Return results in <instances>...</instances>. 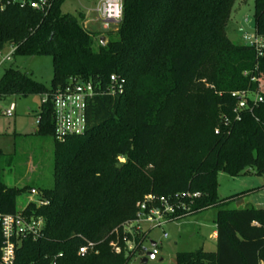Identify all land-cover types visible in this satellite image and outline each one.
Listing matches in <instances>:
<instances>
[{"label":"trees","instance_id":"obj_1","mask_svg":"<svg viewBox=\"0 0 264 264\" xmlns=\"http://www.w3.org/2000/svg\"><path fill=\"white\" fill-rule=\"evenodd\" d=\"M51 1L44 13L19 3L0 8V52L12 45V56L50 55L53 64L48 87L6 68L0 98L52 93L70 77L105 91L117 74L125 85L121 94L90 98L87 131L62 142L51 103H41L31 135L52 138V186H8L1 161L11 166V157L0 148V213L44 220L36 239L22 238L13 264H127L146 238L125 228L138 204L147 194L184 191L200 195L169 221L216 207V249L177 251L175 264H264V208L234 205L249 191L217 193L220 172L264 175V92L239 119L232 95L255 92L264 80V48L259 55L228 38L232 0H122L104 45L82 13H64L65 0ZM253 6L255 33L264 40V0ZM31 188L46 203L28 201L18 211V196ZM2 243L0 228V257Z\"/></svg>","mask_w":264,"mask_h":264},{"label":"rangeland","instance_id":"obj_2","mask_svg":"<svg viewBox=\"0 0 264 264\" xmlns=\"http://www.w3.org/2000/svg\"><path fill=\"white\" fill-rule=\"evenodd\" d=\"M96 2L97 0H65L61 9L62 12L73 15L82 13L85 16L84 26L98 34L96 39L101 44L100 36L107 37L105 32L115 30L118 23H111L106 28L96 13L88 12L95 8ZM253 12V0L231 1L226 24V34L230 40L239 44H249L250 40L244 36L255 33ZM11 51L10 45H6L0 52V78L5 69L12 66L30 73L36 81L47 87L51 85L53 64L50 55H18L5 60ZM259 82L263 88L264 80ZM42 98L43 95L36 93L11 94L0 98V148L6 158L11 157V166L6 165L5 159L1 161V166L4 167L3 179L8 186L36 185L46 188L53 184L52 138L31 135L38 127ZM12 103L15 106L13 115H4L2 112ZM241 191H249L242 198L244 200L242 205L264 208V175H257L254 172L238 176H230L223 172L218 174L219 198ZM28 197L29 191H24L18 196L16 202L18 211L25 206ZM216 211V207L208 208L200 213L169 221L161 227H148L135 222L126 223V231L132 236L139 238L143 234L146 235L127 264H175L174 255L177 251L197 249L215 251L216 239L213 232L216 230L214 223ZM164 233L167 234V238L163 237ZM150 241L157 244V254L154 258H148L146 263H141L140 259L145 255L143 248L152 250ZM126 244L128 250L133 249L131 243L127 241Z\"/></svg>","mask_w":264,"mask_h":264},{"label":"built area","instance_id":"obj_3","mask_svg":"<svg viewBox=\"0 0 264 264\" xmlns=\"http://www.w3.org/2000/svg\"><path fill=\"white\" fill-rule=\"evenodd\" d=\"M51 0H0V8L5 4L19 3L26 5L40 12H46ZM122 0H97L95 8L88 12L96 13L99 19L107 28L111 23H118L121 19ZM245 39L250 40L257 54H262L264 48V40L256 33L254 35H245ZM12 51L5 60H9L14 51V47L10 45ZM110 85L105 91L96 89L91 81H85L76 77H70L66 83L53 91L43 95L42 102L51 103L53 120H54V136L56 140L62 142L66 138L74 135H82L87 131L86 121V105L90 98L96 94L109 93L111 95L121 94L124 91L125 79L117 74H111L109 77ZM258 87L255 92L249 90H241L233 92V96L238 97L235 108L236 117H240V111L249 109L263 101L264 87ZM14 104L12 103L2 113L6 116L13 115ZM29 201L35 204L46 203L39 197V192L35 188L29 190ZM200 195L199 192H177L169 196H155L147 194L144 200L139 203V208L133 223H141L148 227H161L174 216L184 214L190 211L194 199ZM44 226L42 217L27 216L21 212L14 214L0 213V228L3 236L1 246L0 261L2 264H13L15 259V251L20 244L22 238L31 237L36 239ZM167 236L166 233L163 234ZM86 246L82 245L78 248L77 253L83 255L86 253ZM154 255L157 254V247L152 246L151 250ZM61 255V254H59ZM55 264V263H52Z\"/></svg>","mask_w":264,"mask_h":264},{"label":"water","instance_id":"obj_4","mask_svg":"<svg viewBox=\"0 0 264 264\" xmlns=\"http://www.w3.org/2000/svg\"><path fill=\"white\" fill-rule=\"evenodd\" d=\"M106 40H107V38H106V36H100V42H101V44L102 45H104L105 43H106ZM243 199L241 198V199H239V200H237L236 201V207H239V206H241L242 204H243ZM150 245L151 246H154L155 245V242L154 241H150ZM143 250H144V252H145V255L143 256V257H141V259H140V262L141 263H146V261L148 260V258H154V253L152 252V251H149V250H147L146 248H143Z\"/></svg>","mask_w":264,"mask_h":264},{"label":"crops","instance_id":"obj_5","mask_svg":"<svg viewBox=\"0 0 264 264\" xmlns=\"http://www.w3.org/2000/svg\"><path fill=\"white\" fill-rule=\"evenodd\" d=\"M29 198H30V195H29V197H28V199H27V201H26V203L29 201ZM169 222V221H168ZM164 237V236H163ZM213 237L216 239V230L213 232ZM164 238H167V236L166 237H164ZM154 246H156L157 247V244L155 243V245Z\"/></svg>","mask_w":264,"mask_h":264}]
</instances>
